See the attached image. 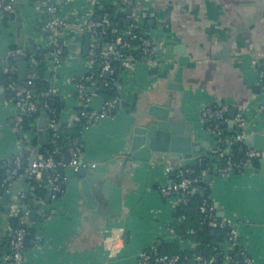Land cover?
Masks as SVG:
<instances>
[{"label": "crops", "instance_id": "1", "mask_svg": "<svg viewBox=\"0 0 264 264\" xmlns=\"http://www.w3.org/2000/svg\"><path fill=\"white\" fill-rule=\"evenodd\" d=\"M116 1L56 3L58 16L72 23L70 29L58 36L50 35V41L58 39L65 46L66 59L58 69L56 86L57 95L65 102L61 122L74 123L79 102L74 76L84 74L89 68L87 54H83L84 24L89 16H100L105 7H113ZM135 7L144 34L158 47L155 63L137 62L122 71L117 86L121 107L112 118L83 128L81 133L82 159L97 164L94 169H88L89 175L109 178L123 190V217L117 220L110 208L105 212L107 217L101 211L88 210L80 193V179L66 169L68 180L56 200L50 197L47 202L45 195L44 200L36 201L27 209V213L35 211L37 215L33 221L27 218L26 227L33 230L34 236L29 234L24 264H136L140 251L178 241L179 223L173 216L174 205L158 192L167 181L164 166L172 163H168L167 157L139 166L122 163L135 117L143 115L149 104L158 101L175 111L195 133L196 144L206 143L208 148L213 140L200 115L207 105L219 106L220 102L222 107H234L236 113L247 115L249 134L264 132V96L255 85V63L264 59V0H136ZM37 20L38 13L29 1L20 6L19 18L9 21L7 28H3L0 19V59L9 52L10 46H16L19 30H24V41L30 44L35 32L38 33L35 31ZM167 46H183L190 58L182 78L183 94L168 87L176 63L160 65L161 61L169 63L178 57L168 52ZM169 67L173 73H169ZM128 95H134L135 101L126 105ZM101 99L95 96L93 104L100 107ZM16 113L8 98L0 101V161L5 164L4 168L17 155L28 163L20 154L22 146L13 129ZM228 122L222 126L228 128ZM208 148L187 161V166L194 164L195 158ZM26 186L25 182L22 188ZM206 189L217 214L231 218L237 226V241L243 254L252 264H264V180L261 176L253 169L245 170L211 179L203 189L205 194ZM51 209L55 214L44 218ZM41 217L43 220L39 221ZM2 224L0 210V228ZM109 229L112 230L107 234ZM177 244L182 250L195 251L188 241ZM221 246L226 248L223 243ZM191 264L198 263L192 258Z\"/></svg>", "mask_w": 264, "mask_h": 264}, {"label": "built area", "instance_id": "2", "mask_svg": "<svg viewBox=\"0 0 264 264\" xmlns=\"http://www.w3.org/2000/svg\"><path fill=\"white\" fill-rule=\"evenodd\" d=\"M26 1H29V4L34 6L35 11L38 13L39 22L44 23L43 27L37 31L38 33L35 32L29 45L31 50L35 47L47 49L48 51L47 64L49 75L46 77L48 88L40 93V97L49 98L50 95L56 93V86L59 81L58 69L64 64L66 59L63 57L65 46L58 39L50 41V35H54L53 37L58 36L61 31L70 29L72 23L58 16L59 7L56 2H61L62 0ZM135 2L136 0H117L113 7L108 8H113L116 13H125V10L129 7L132 8L131 14L125 15L129 24L126 26L123 36L137 44L131 45L124 43L122 42V38L118 36L114 42L105 43L100 48L98 37L102 36L106 38L111 27L110 13L108 10L103 12L99 19L93 15L89 16L84 24V31L90 34L89 49L86 55L89 68L86 72H91L94 57L99 52L102 58L99 78L105 79V74H107V79H110L108 82L104 81L102 83L103 88L106 90L112 89L111 84L115 80L114 72L116 68L111 62L121 61L125 69L137 62L155 63L154 57L158 47L151 38L144 34L142 24L136 16ZM16 3L17 0H0V19H3L4 16L14 15ZM43 17L44 20L41 19ZM135 51L141 53L140 59L135 58L133 55ZM9 52H11V55L8 54ZM9 52L0 59L3 75L7 77V81L4 79L1 88L6 94L8 102L17 110V113L13 117V129L18 137L20 146L33 150L35 147L34 141L37 139L38 119L30 125L29 133L22 130L21 123L24 116L35 115L39 110L31 91L36 76L34 72L26 71L25 80L22 81V84H17L15 82V77L17 76L15 58L18 55L28 56L29 52L18 48L13 52L9 50ZM9 57H13V61L9 60ZM30 65L34 67L36 64L32 60ZM255 66V85L258 91L264 96V60L257 61ZM77 76L79 80H75L74 88L79 102L73 120L74 123L80 124L83 128L88 129L103 120L112 118V114L122 105V98L118 92L112 99H101V106L96 107L93 104V98L97 95L93 94L92 92L94 90L88 87V84L91 82V77L84 74ZM42 109L47 117V130L49 133L50 131L52 132L51 139H55L58 137V134L53 111L47 103H44ZM227 112L228 108L226 107L214 104L205 106L201 110L200 115L204 126L210 125L205 130L213 140L212 146L205 153L196 157L194 164L186 165L185 167L172 164L164 166V174L167 177V181L158 189V192L162 198L171 200V203L174 205V211L178 206H187L189 204V196L197 193L201 189L200 183L205 178H224L234 175L240 170H252L256 166V162L258 163L262 159L260 153L251 148H246L243 145L244 139L249 135L247 130L249 125L247 115L236 113L233 119L232 132L228 133L227 128L222 126V123H226L229 120ZM48 114L51 117H48ZM238 145L239 147L235 150V147ZM236 153L241 154V157H236ZM67 154L68 159L66 162H58L53 157V154L43 156L40 153L31 163L30 171L27 170L28 177L34 180L45 181L46 188L51 191V198L53 200H56L61 193L63 185L68 180V175L64 170L67 169L71 173H77L80 169H94L97 165L82 159V150L77 138L72 139ZM205 160H209L210 162L207 165H210L206 169H197V166L203 164ZM20 165L21 159L18 155L7 164L8 167L7 169L5 168L7 179L2 181V185L5 186V193L15 183L16 180L14 177L18 173ZM9 178H11V181L8 180ZM25 193L26 188H22L18 195L10 201L7 218L17 217L19 215L22 208L21 200L24 198ZM198 211L203 216L202 220L195 228H188L185 231V235H193L196 230L201 229L203 224H206L207 227L212 229H226L227 238L225 243H223L226 245L225 249L221 245L213 247V254L209 257L196 252L194 261L198 264H215L219 260L221 264H234L231 254L236 250V246L238 245L239 233L233 220L229 217L218 218L217 210L210 201H202L198 207ZM54 214V209H51L47 214H44V217H49ZM27 215L28 213L26 211L21 217V225L23 227L12 230L6 223L4 224V231L11 238L8 243L9 252H4L0 256V264H23V241L27 234ZM184 219V217H180L177 221L180 223ZM177 240L180 243L187 241H184L179 236ZM188 242L195 248V251L198 249L197 242ZM237 254L243 257V264H252V260L245 256L241 249H238ZM180 260L181 258L178 254H161L158 252L156 245H152L150 248L138 253L136 264H179Z\"/></svg>", "mask_w": 264, "mask_h": 264}, {"label": "water", "instance_id": "3", "mask_svg": "<svg viewBox=\"0 0 264 264\" xmlns=\"http://www.w3.org/2000/svg\"><path fill=\"white\" fill-rule=\"evenodd\" d=\"M26 0H17L15 5V16L19 18L20 16V6L24 4ZM59 4V2H56ZM132 6V4H130ZM132 12V8L129 7L125 10V15H129ZM100 16L97 17L99 19ZM126 24H129V21L126 20ZM90 34L88 32L84 35V47L83 54L86 55L89 49ZM16 47L22 49L25 52L34 53L30 49L29 45H26L24 41V30H19V38L16 41ZM168 52H174L178 54L177 59L171 62L161 61L160 65H174L176 63L177 67L172 72V82L168 84V87L176 90L183 94V75L187 63L189 62V57L185 54V48L183 46H167ZM11 55V52L8 53ZM264 60V59H258ZM26 61L27 55H18L15 58L16 68H17V77L20 81H24L26 77ZM167 70V71H168ZM155 72V70L153 69ZM160 71V69H159ZM164 71V70H163ZM105 78H108V75L105 74ZM4 82L3 70L0 65V101L6 98L1 85ZM101 91H105L103 85L100 86ZM135 101L134 95H128L125 98L124 103L131 104L132 101ZM158 101L149 104L143 115H139L136 120L133 122L128 140L126 142V150L122 154V163L123 166L126 164H132L134 166H139L142 163L152 162V160L157 158L167 157L170 161L168 163L175 164L179 167H185L187 161L191 160L196 155L202 153V150L208 148V144L200 143L196 144L194 132L186 127L184 118H179L178 114L175 111H171L168 107L157 103ZM218 105L221 106L222 103L218 102ZM40 116L37 121V139L36 145L33 150L26 149L22 147L20 149V154L22 157L28 159L27 170L30 171L31 163L34 159L40 154L44 146L48 142L49 132L47 130V117L44 113V110L40 108ZM236 109L231 107L228 109L227 117L229 118L227 132H232L233 119L236 115ZM224 125V123H222ZM243 145L246 148H251L256 152L262 155V159L257 163V166L253 168L254 173L260 175L264 180V132L258 131L253 134H249L243 141ZM170 155V156H169ZM163 158V159H165ZM77 177L80 179L79 189L82 197L85 201V206L88 210L93 212L101 211L103 217L105 212L110 208L114 215H116L117 220H121L123 217L122 213V193L123 190L113 185V182L109 178H99L94 174L88 173V169H80L77 173ZM28 178V173H25L23 177L17 182L12 184L11 189L4 193L0 198V210H2V231L3 225L6 221V218L9 214V203L10 201L18 195L22 186L24 185L26 179ZM11 181V178L8 179ZM211 179L205 178L203 180L204 185H209ZM65 186L63 185V190ZM199 196L203 198L205 196V191L202 189L198 192ZM51 197V191L47 190L46 192V201L49 202ZM21 210L23 212L27 211L26 206H22ZM37 212H29L27 215L28 220L33 221ZM218 218H223L224 215L221 213L217 214ZM107 219V218H106ZM176 224L173 226L175 227ZM109 229L107 234H110ZM29 234H26L23 241L24 248H28L30 245ZM240 254H236V258L239 259ZM24 264V263H23Z\"/></svg>", "mask_w": 264, "mask_h": 264}, {"label": "trees", "instance_id": "4", "mask_svg": "<svg viewBox=\"0 0 264 264\" xmlns=\"http://www.w3.org/2000/svg\"><path fill=\"white\" fill-rule=\"evenodd\" d=\"M106 10L110 13V19H111V27L110 31L108 32L107 37L99 36V45L100 48L105 44L109 42H114L116 38L119 36L122 38V42L127 44H137L134 41H130L128 38L123 36V32L128 24H126V17L125 13H116L113 8L105 7L102 12H105ZM101 12V13H102ZM16 16L15 14L12 16H4L2 19V25L3 28H7V24L9 21L15 20ZM44 20V17L41 18ZM43 22H39V20L36 21L35 31H39L43 27ZM17 47L12 45L9 47L10 51H14ZM34 53L29 52L27 56L26 61V71L27 72H34L36 78L33 81V87L31 88L33 98L37 103V106L40 110L44 103H47L50 107V109L53 111L54 118L57 123V134L58 137L55 139L52 138V132L49 133V139L47 144L44 146L42 151L40 152L43 156H46L48 154H53V157L58 162H66L68 159L67 150L71 144L72 139L77 138L79 140V145L81 147L82 141H81V133L83 130V126L77 123L74 124H66L64 122L60 121V114L62 110L65 108V102L57 95V93L50 95L49 98H42L40 97V93L45 91L48 88V82L46 80V77L49 75L48 73V58L47 49L43 48H33ZM135 58H141V53L139 51H135L133 53ZM63 57L66 58L65 52L63 53ZM9 60L13 61V57H9ZM35 62V66L32 67L30 65L31 61ZM101 61L102 58L97 52L96 56L94 57V61L92 64L91 72H84V75L91 77V82L88 84V87L90 89H93V94L100 96L102 99H112L117 95V86L120 82V74L122 71L125 70L123 67V63L121 61H113L111 64L116 68L114 72V82H112L111 86L112 89H108L105 91H101L100 86L102 83L108 82L110 79H100L99 74L101 71ZM75 80H79V77L77 75L74 76ZM4 79L7 81V77L4 76ZM15 82L17 84H22V81L18 79V77H15ZM10 94V92H9ZM38 110V113L35 115H27L24 116L23 121L21 123V128L24 132L29 133L30 131V125L35 122L36 119L40 116V111ZM48 117H51L50 114H48ZM210 125L205 126V128H209ZM53 140V142H51ZM34 144L36 145V140L34 141ZM239 147L236 146L235 150ZM82 150V148H81ZM236 157H241V154L236 153ZM210 162L209 160H205L203 164H200L197 166V169H206L210 164L207 165V163ZM5 164H3V161H0V198L5 193V186L2 185V181L4 179H7L6 170L4 168ZM257 166V162H256ZM6 165V169H7ZM11 167H13L11 165ZM27 168L26 162L21 159V165L18 169L17 175L14 177L15 180H18L20 176H23L24 170ZM243 170L237 171L236 173H240ZM26 193L24 195V198L21 200L22 206H26V208H32L36 201L38 200H44L47 188L44 180H34L30 177L26 179ZM200 186L202 189L205 190V185L203 184V181H201ZM209 201L208 200V192L206 189V194L203 198H201L197 193L189 196V204L187 206H178L173 216L175 219H178L180 217H184V221L180 222L178 224V228L176 229V233L179 237L183 238L184 241H194L198 243V249L195 252H189V250H182L178 246V241L174 242L173 244H166L161 247H157V250L161 254H178L181 258L179 264H191L192 258H194V255L196 252L201 253L203 256L209 257L213 254V247L219 246L222 243H225L226 241V229H212L207 227L206 224H203L201 226V229L196 230V232L191 235L187 236L185 235V231L188 228H195L197 224L202 220L203 216L200 215L198 211V207L200 206L202 201ZM24 215V212L21 210L19 215L17 217H8L6 219V224L11 227L12 230L23 227L21 225V217ZM48 216H45L46 218ZM43 220V217L39 219V221ZM27 234H30L32 237L33 230L30 228H26ZM11 236L6 234L4 231V225L2 228V231L0 232V256L4 252L8 251V243ZM26 250V248H24ZM238 249H241L239 245L236 246V250L231 254L232 261L234 264H243V257L236 258V254ZM215 264H221L219 260L215 262Z\"/></svg>", "mask_w": 264, "mask_h": 264}]
</instances>
